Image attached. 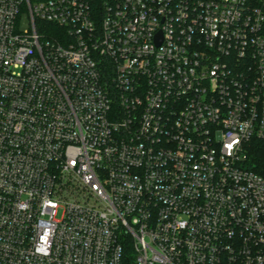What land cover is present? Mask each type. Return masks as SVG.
Listing matches in <instances>:
<instances>
[{
  "label": "built area",
  "instance_id": "built-area-1",
  "mask_svg": "<svg viewBox=\"0 0 264 264\" xmlns=\"http://www.w3.org/2000/svg\"><path fill=\"white\" fill-rule=\"evenodd\" d=\"M253 138L264 0H0V264H264Z\"/></svg>",
  "mask_w": 264,
  "mask_h": 264
},
{
  "label": "trees",
  "instance_id": "trees-1",
  "mask_svg": "<svg viewBox=\"0 0 264 264\" xmlns=\"http://www.w3.org/2000/svg\"><path fill=\"white\" fill-rule=\"evenodd\" d=\"M248 167L264 174V141L253 138L248 147Z\"/></svg>",
  "mask_w": 264,
  "mask_h": 264
},
{
  "label": "rangeland",
  "instance_id": "rangeland-1",
  "mask_svg": "<svg viewBox=\"0 0 264 264\" xmlns=\"http://www.w3.org/2000/svg\"><path fill=\"white\" fill-rule=\"evenodd\" d=\"M21 25H22L21 26L22 28H26V27L29 26L28 17H27L26 14H24L23 17H22Z\"/></svg>",
  "mask_w": 264,
  "mask_h": 264
}]
</instances>
